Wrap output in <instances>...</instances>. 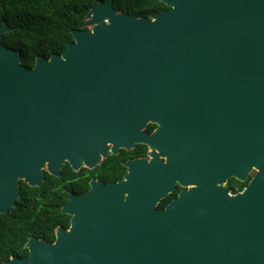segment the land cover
I'll list each match as a JSON object with an SVG mask.
<instances>
[{"label": "water", "instance_id": "obj_1", "mask_svg": "<svg viewBox=\"0 0 264 264\" xmlns=\"http://www.w3.org/2000/svg\"><path fill=\"white\" fill-rule=\"evenodd\" d=\"M161 1L148 18L96 2L32 68L0 44V214L44 168L59 177L141 142L152 155L154 117L175 110L189 130L174 176L128 160L122 180L69 192L68 228L5 264H264V0ZM12 29L0 18V37ZM175 182L187 188L156 208Z\"/></svg>", "mask_w": 264, "mask_h": 264}, {"label": "trees", "instance_id": "obj_2", "mask_svg": "<svg viewBox=\"0 0 264 264\" xmlns=\"http://www.w3.org/2000/svg\"><path fill=\"white\" fill-rule=\"evenodd\" d=\"M98 1L108 0H0V18L13 28L2 34L0 44L17 50L22 64L32 68L37 55L49 58L64 50L72 40L71 30L82 29L86 13ZM112 2L118 12L147 18L168 8L161 0ZM242 185L236 181L231 186L232 191L241 189ZM22 186L23 202L8 213L0 214V264H5L11 256L27 255L23 245L29 236L43 237L46 241L54 237L52 229L58 218H49L45 211L47 206L40 202L45 183L39 188L25 183ZM51 194L55 197L53 192ZM21 203L25 204V209L21 208ZM56 208L59 211V207Z\"/></svg>", "mask_w": 264, "mask_h": 264}, {"label": "flooded vegetation", "instance_id": "obj_3", "mask_svg": "<svg viewBox=\"0 0 264 264\" xmlns=\"http://www.w3.org/2000/svg\"><path fill=\"white\" fill-rule=\"evenodd\" d=\"M166 111H168V109H166ZM170 111L171 112L169 114L167 113L165 117H154L153 120L148 122L142 130V132L146 134H153L151 150L152 155L149 154V146L146 143L141 142L136 143L130 149L118 148L116 153H112L109 150L108 155L102 159L101 163L91 168L81 166L77 170H74L72 166L67 161H65L60 168L59 177H55L49 174L45 168L43 169L44 180L39 187H42L44 183L46 187L43 186L44 193L40 202L42 205L47 206V210L45 211L48 213L49 218L52 216L58 218L52 229L54 236L53 240L55 238V229L57 227H63L66 229L69 226L70 215L63 213L61 210L63 204L67 201V195L69 192L77 195L84 194L89 190L91 181L93 180L101 181L104 184L122 180L124 175L127 173V167L124 163L128 160L145 159L149 161L152 158L153 163L155 164L154 167L156 174H159L161 171H163L166 175L170 172L171 176L176 174V172L179 170V167H183V165H179L178 160L175 161L171 152H174L176 157H179L180 154L178 146L189 139V130L188 127L183 123V119H179L177 117L175 110ZM173 146H176V148L172 149ZM252 174L253 173L249 175L247 182ZM236 181H238L236 178L229 177L225 183V186L231 189V193L240 191L247 183L241 182L243 183L241 189L233 192L231 186L232 184H235ZM23 183H25L23 180L19 181L18 188L20 197L16 200V206H18L20 201L24 199V188L22 186ZM25 184L28 185L27 183ZM186 188L187 187L179 184L178 182H175L172 189L158 201L156 208H165L172 200L178 197L181 190ZM52 192L54 193L55 197L52 196ZM49 201H52V203H48ZM51 205L55 206V208H52ZM57 206L59 207V211H57ZM21 208H26L24 203H21ZM30 237L37 236H29L28 238Z\"/></svg>", "mask_w": 264, "mask_h": 264}, {"label": "rangeland", "instance_id": "obj_4", "mask_svg": "<svg viewBox=\"0 0 264 264\" xmlns=\"http://www.w3.org/2000/svg\"><path fill=\"white\" fill-rule=\"evenodd\" d=\"M246 182H247V180L245 182H243V183H246Z\"/></svg>", "mask_w": 264, "mask_h": 264}]
</instances>
